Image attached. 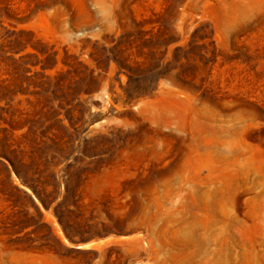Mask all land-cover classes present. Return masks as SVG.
Listing matches in <instances>:
<instances>
[{"label": "rangeland", "instance_id": "1", "mask_svg": "<svg viewBox=\"0 0 264 264\" xmlns=\"http://www.w3.org/2000/svg\"><path fill=\"white\" fill-rule=\"evenodd\" d=\"M0 264H264V0H0Z\"/></svg>", "mask_w": 264, "mask_h": 264}]
</instances>
